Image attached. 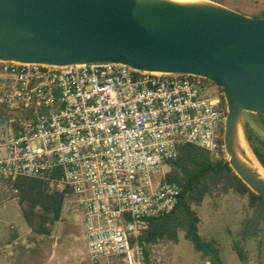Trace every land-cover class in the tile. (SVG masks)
<instances>
[{
  "label": "built area",
  "instance_id": "built-area-1",
  "mask_svg": "<svg viewBox=\"0 0 264 264\" xmlns=\"http://www.w3.org/2000/svg\"><path fill=\"white\" fill-rule=\"evenodd\" d=\"M208 90L198 76L118 63L0 61V104L13 113L0 122V176L75 197L92 263L155 264L139 237L178 202L167 161L183 144L220 148L227 110Z\"/></svg>",
  "mask_w": 264,
  "mask_h": 264
},
{
  "label": "water",
  "instance_id": "water-1",
  "mask_svg": "<svg viewBox=\"0 0 264 264\" xmlns=\"http://www.w3.org/2000/svg\"><path fill=\"white\" fill-rule=\"evenodd\" d=\"M0 61L118 63L212 82L222 88L226 103L223 143L225 153L231 154L226 160L264 198V181L232 150L233 130L243 113L264 116V18L215 2L0 0Z\"/></svg>",
  "mask_w": 264,
  "mask_h": 264
},
{
  "label": "trees",
  "instance_id": "trees-1",
  "mask_svg": "<svg viewBox=\"0 0 264 264\" xmlns=\"http://www.w3.org/2000/svg\"><path fill=\"white\" fill-rule=\"evenodd\" d=\"M255 18H264L254 16ZM211 88V95L221 99V107L226 109L222 88L203 79ZM13 116L7 111L6 118ZM262 123L264 124V116ZM246 136L252 153L264 168V140L256 138L245 124ZM224 126L221 127L220 148L217 153L210 152L192 144H183L178 148L175 159L167 161L169 170L163 181L178 185L180 194L176 206L168 213L149 220L148 228L139 237L148 257L147 247L159 242L176 243L179 234L189 241L193 249L206 259L209 264H221L219 248L214 238L207 239L200 235V217L198 207L206 197L215 194L229 193L245 197L243 217L236 238L232 241V249L240 260H244L242 244L249 239L260 236L264 227V198L252 192L233 172L226 160L223 143ZM58 173V172H56ZM16 193L15 199L20 212L31 231L35 235L49 236L51 226L60 218L65 197L68 191L52 192L48 181L38 178L20 177L15 181H6Z\"/></svg>",
  "mask_w": 264,
  "mask_h": 264
},
{
  "label": "rangeland",
  "instance_id": "rangeland-1",
  "mask_svg": "<svg viewBox=\"0 0 264 264\" xmlns=\"http://www.w3.org/2000/svg\"><path fill=\"white\" fill-rule=\"evenodd\" d=\"M206 1L215 2L251 17L264 14V0ZM200 95L210 96L211 91ZM6 115L7 110L0 104L1 123L6 119ZM242 119L252 132L254 142L256 138L264 140L261 115L245 112ZM168 170L169 168L165 167L164 173ZM15 195L8 182L0 176V264H14L10 254L14 241L17 242L15 249L18 252L15 264H94L88 259L82 211L75 197H65L60 218L51 226V234L39 236L27 226ZM245 203V197L231 193L215 194L206 197L198 207L201 220L199 233L207 239L216 240L221 264H264V227L258 238L246 240L242 244L244 260H240L232 249V241L239 231ZM146 250L147 258L155 264H209L193 249L192 244L183 238L182 233L175 244L159 242ZM116 263V259H111L100 264Z\"/></svg>",
  "mask_w": 264,
  "mask_h": 264
},
{
  "label": "bare ground",
  "instance_id": "bare-ground-1",
  "mask_svg": "<svg viewBox=\"0 0 264 264\" xmlns=\"http://www.w3.org/2000/svg\"><path fill=\"white\" fill-rule=\"evenodd\" d=\"M181 4H207L206 0H169ZM232 150L237 160L247 169L257 174L259 179L264 181V168L253 155L245 139L243 119L240 117L234 127L232 134ZM245 151V154L243 153ZM226 159H231V154L225 153Z\"/></svg>",
  "mask_w": 264,
  "mask_h": 264
},
{
  "label": "crops",
  "instance_id": "crops-1",
  "mask_svg": "<svg viewBox=\"0 0 264 264\" xmlns=\"http://www.w3.org/2000/svg\"><path fill=\"white\" fill-rule=\"evenodd\" d=\"M12 228V227H11ZM17 242L16 241H14L13 243H12V245L14 246V247H12V251L10 252V254H11V258H12V261L14 262V264H15V258L16 257H18V252H17V250L15 249L16 247H15V244H16ZM6 245H8V244H6ZM8 247H10V246H8ZM28 248V247H27ZM3 252H5V250L3 249L2 250ZM13 264V263H12Z\"/></svg>",
  "mask_w": 264,
  "mask_h": 264
}]
</instances>
